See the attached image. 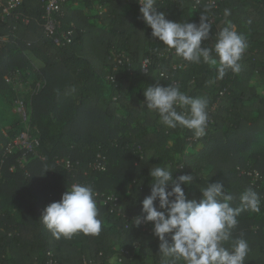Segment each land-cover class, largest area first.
<instances>
[{
    "label": "trees",
    "instance_id": "obj_1",
    "mask_svg": "<svg viewBox=\"0 0 264 264\" xmlns=\"http://www.w3.org/2000/svg\"><path fill=\"white\" fill-rule=\"evenodd\" d=\"M8 1L0 0V97L19 96L8 79L33 80L25 102L41 146L26 157L6 153L22 130L0 122V264H164L153 225L134 223L157 165L174 179L194 176L183 186L188 200L199 201L207 183L223 184L233 207L246 189L256 191L260 212H241L225 247L243 238L245 264H264V0H223L216 10L195 0H156L170 21L198 25L201 16L216 17L202 47L213 48L230 25L246 38L241 71L223 78L217 65L187 62L153 38L137 0H67L55 14L60 28L53 37L44 33L43 0H22L4 14ZM69 31L71 42L62 36ZM157 83L208 100L204 137L170 129L146 108L143 91ZM250 171L261 180L253 183ZM73 184L96 191L102 231L57 239L40 218ZM110 196L114 211L104 204Z\"/></svg>",
    "mask_w": 264,
    "mask_h": 264
},
{
    "label": "clouds",
    "instance_id": "obj_2",
    "mask_svg": "<svg viewBox=\"0 0 264 264\" xmlns=\"http://www.w3.org/2000/svg\"><path fill=\"white\" fill-rule=\"evenodd\" d=\"M137 3L144 22L152 30V37L167 49L174 50L183 60L217 65L220 78L227 70L241 71L240 61L248 43L235 26L219 31L213 48L202 47V41L209 38L211 29L206 17L201 16L198 25L174 22L157 11L156 0H137ZM225 14H229L227 10ZM143 95L146 108L158 113L163 125L170 129L186 128L196 138L206 135L209 113L205 97H191L176 85L162 87L159 83L147 87ZM149 175L152 178L151 193L143 199L141 215L134 218V223L137 226L142 222L153 225L164 264H245L249 253L247 241L236 239L231 248H226L225 244L230 241L231 230L237 226L241 212H260L256 191L246 189L240 195V206L233 207V195L219 182L201 187L202 195L197 201L188 200L183 187L192 184V174L174 179L167 166L157 165L150 169ZM96 196L91 185L73 184L60 201L52 202L44 209L40 220L57 239L61 236L70 239L78 233L99 235L102 221L98 218Z\"/></svg>",
    "mask_w": 264,
    "mask_h": 264
},
{
    "label": "built area",
    "instance_id": "obj_3",
    "mask_svg": "<svg viewBox=\"0 0 264 264\" xmlns=\"http://www.w3.org/2000/svg\"><path fill=\"white\" fill-rule=\"evenodd\" d=\"M67 0H43L46 6V12L43 16V29L44 33L48 37H53L57 33V30L60 28L59 23L55 17V14L60 11V6ZM198 4L199 3H206V5L210 6L213 9H219L220 3L223 0H195ZM22 3V0H9L7 5H2L4 14H9L11 11L16 9L20 4ZM139 8L140 5L138 4ZM26 24H29L28 20H25ZM208 23L213 26L216 24V17L213 15H210L208 19ZM72 31H69L68 33L62 34L63 39H65L67 42H71L72 37ZM3 37L0 36V40H2ZM56 45H61L62 41L60 38H56L54 40ZM148 68V62L144 63V70L147 71ZM8 81L14 82L15 85H18L19 78L13 79L10 78ZM20 115L24 118L22 120L30 118V110L28 108V104L18 99L16 101ZM41 146V140L38 133H34V131L31 130H23L20 134H18L12 142L9 144V146L6 149V153L13 152L14 150H20L24 153V157L36 154L38 148ZM95 168L98 170H105V166L101 162H97L95 165ZM1 175V173H0ZM248 176L252 178L253 183H256L261 180V174L258 171H250L248 172ZM105 205H110L112 208V211L117 209V199L114 196L107 197L104 200ZM0 211H1V200H0ZM1 215V213H0ZM52 264V262H50Z\"/></svg>",
    "mask_w": 264,
    "mask_h": 264
},
{
    "label": "rangeland",
    "instance_id": "obj_4",
    "mask_svg": "<svg viewBox=\"0 0 264 264\" xmlns=\"http://www.w3.org/2000/svg\"><path fill=\"white\" fill-rule=\"evenodd\" d=\"M16 89L19 92V96L17 98L23 101H26L27 98L35 91V87L33 86V80L22 81L19 79L18 85H16ZM16 100V101H17ZM16 101L12 99H7L4 97H0V122L3 128L7 127H15L16 130H31L35 131V128L31 126V120L28 117L25 120L21 115ZM29 106V105H28ZM29 108V107H28ZM29 110H31L29 108ZM21 131L18 133L20 134Z\"/></svg>",
    "mask_w": 264,
    "mask_h": 264
}]
</instances>
